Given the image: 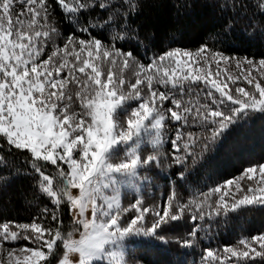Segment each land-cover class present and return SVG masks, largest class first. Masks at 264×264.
<instances>
[{
	"label": "snow or ice",
	"instance_id": "6c2138e0",
	"mask_svg": "<svg viewBox=\"0 0 264 264\" xmlns=\"http://www.w3.org/2000/svg\"><path fill=\"white\" fill-rule=\"evenodd\" d=\"M58 3L69 13L89 7L79 0L75 5L65 0ZM257 7L264 12V0ZM49 9L47 0H0V141L4 142L0 149L6 144L9 153L15 149L29 154L39 190L54 206L46 207L42 218L31 223H0V264H127L126 248L133 238H151L146 243L163 240L158 230L180 220L186 210L199 211V215L192 211L195 222L240 206L264 205V163L247 167L240 177L212 189L202 200L180 204L173 191L162 213L144 207L142 197L123 207L121 197L124 185L138 181L148 165L159 163L166 121L180 122L170 143L177 153L183 148V155L174 156L175 163L183 164L198 142L206 150L208 142L249 111L264 113V58L237 61V68L247 65L243 81L250 88L237 86L234 91L228 82L235 85L241 76H224L221 68V61L227 64L231 58L206 45L195 52L168 50L144 64L114 44L109 47L98 38L70 34L62 47L53 43L43 58L52 35H59L48 22ZM129 9L134 10L135 4ZM133 66L134 82L124 76ZM201 84L207 89L205 103L200 102L199 93L194 99L191 96L192 86ZM167 101L171 106L165 108ZM229 102L231 107L225 109ZM197 124L206 134L181 130ZM145 143L156 151L143 155ZM45 165L55 170L49 172ZM244 178L253 181L247 191L239 182ZM232 185L240 198L233 196L229 205L225 196ZM223 187L228 191L222 192ZM217 193L213 205L209 201ZM62 206L71 216V230L60 217ZM130 210L134 215L124 219ZM149 212L152 219L146 221ZM49 215L55 226H46ZM19 240L33 246L5 249V243ZM183 244L190 247L192 241ZM239 244L243 247L226 246L222 252L205 249L204 264L264 258V234Z\"/></svg>",
	"mask_w": 264,
	"mask_h": 264
},
{
	"label": "trees",
	"instance_id": "16d2710c",
	"mask_svg": "<svg viewBox=\"0 0 264 264\" xmlns=\"http://www.w3.org/2000/svg\"><path fill=\"white\" fill-rule=\"evenodd\" d=\"M79 2L89 7L69 13L61 7L58 0H47L51 13L48 22L58 29L57 39L60 44L70 34L86 40L95 37L109 47L114 44L124 52L131 51L136 61L144 64L168 50L180 48L195 52L205 45L230 58H248L254 61L264 58V12L257 7L259 0ZM65 3L75 5L76 0H65ZM100 4L105 7H100ZM130 4H135L134 10L129 9ZM83 27H87L88 31L82 32ZM114 37L120 38L113 39ZM132 73L124 74L126 80L134 82ZM192 87L195 90L191 94L192 98L199 93L200 102L205 103L207 89L202 84ZM188 98L189 94L186 92L184 99ZM135 103L132 102L133 106ZM169 106L170 101L165 102V108ZM227 107H231V104L225 106V109ZM166 125L167 141L158 151L166 158L167 163L159 161L158 164L153 163L141 170L143 178H154L155 188L150 189L146 182L140 196L125 192L123 207H128L136 198L142 197L144 207L160 211L158 207H166V198L173 191L176 194L175 202L180 204L191 199L202 200L212 189L241 176L247 167L264 163V113L249 111L246 116L230 125L219 138L208 142L206 150L198 142L193 155L188 156L183 164L174 162L175 155L184 154L183 148L177 153L170 143L176 129L181 127L180 122L166 121ZM181 130L198 136L206 134V130L198 124L182 127ZM7 148L4 144V148L0 149V156L4 158V162L0 163V223H31L33 218H42L46 207L51 209L54 206L51 205L50 198L39 190V177L30 167L29 154L15 149L9 153ZM142 148L143 155L156 151L150 144H144ZM45 166L49 172L55 170L54 166ZM218 198V193L213 194L209 202L215 205ZM225 200L227 201L226 197ZM193 210H186L180 220L169 223L162 231L158 230L164 237L163 240L146 243L144 241L151 238L134 239L135 247L129 260L139 264H204L205 249L222 252L226 246L240 248L243 247L239 244L242 239L250 240L253 236L264 234V205L240 206L227 213L221 211L219 215H206L204 220L195 222L191 219ZM194 211L199 215L198 210ZM59 214L64 226L71 230V216L66 208L62 206ZM133 215L134 210H130L124 219ZM145 218L149 219L148 216ZM37 222L40 220L37 219ZM45 224L55 226L50 215ZM192 232H195L194 236L190 235ZM77 233L79 232L75 234ZM185 240H191L192 245L184 246ZM24 246L33 245L26 240L5 243V249ZM253 247L260 250L255 243ZM231 259L235 261V258ZM241 264H264V258L242 260Z\"/></svg>",
	"mask_w": 264,
	"mask_h": 264
},
{
	"label": "rangeland",
	"instance_id": "374dc122",
	"mask_svg": "<svg viewBox=\"0 0 264 264\" xmlns=\"http://www.w3.org/2000/svg\"><path fill=\"white\" fill-rule=\"evenodd\" d=\"M56 36L57 35L53 34L52 35V38L48 41V47L45 48V56L43 58H46L47 54L51 51L52 46H53V43H55L56 45H59L61 47L63 46V43L64 42L62 44H60L59 41H58V39H57L59 36H57V37ZM237 61H241L242 62V61H244V59L231 58L228 61L227 64H224V62L221 61V68L225 70L224 76L229 75V74L232 75V76H237V75H240L241 76V79L238 80L235 85L231 84V82H228L229 83V87L232 88L233 91H234L235 87H237V86H239V87H245L246 89H249L250 86L247 85V83L245 81H243V74H244L245 69L247 68V65L244 64V63H241L240 68H237L236 67ZM130 63H131V61H130ZM193 67L195 68L196 66L194 65ZM130 68H132L133 71H134V66L133 67H130ZM130 68H128L127 70H125L124 74L125 73H129V72L132 73V70ZM213 68H215V64L214 63H213ZM253 74L255 75V72ZM132 75H133V77H135V74L134 73H132ZM224 76H222L221 78H224ZM160 90L164 91L163 88H161ZM167 136L168 135L164 132V144L167 141V139H166ZM145 144H150V143H145ZM143 145L144 144H142V147H143ZM160 162L162 164H166L167 163V160H166V158H163V155L160 156ZM159 166H160V164H159ZM146 182H148V185H149V188L150 189L151 188L152 189L155 188L156 185L154 183V178L153 179L152 178L150 179L149 177H144L143 178L142 176H141V178L138 181H136L134 183H131V184L124 185V187L121 189L122 204H123V199H124L125 192H132V193H135L138 196H140L141 193H142V191L144 190V187H145L144 185L146 184ZM239 182H240L241 186L245 189V191H247V186L249 184H252L253 183V181H248L247 178H244V179L240 180ZM230 187H231V191L229 192V195H226L225 196L226 199H227V202L229 203V205L234 202L233 196L235 197V199H239L240 198V194L235 191V185H232ZM222 191L223 192L224 191H228V188L227 187H224ZM73 194H77V192L74 190V193ZM158 208L160 209V211L162 213L163 210H164V208H165V206L158 207ZM89 216H90V213H89ZM147 216L149 217V219H146L145 218V220L146 221H150L152 219L151 212H149V214ZM74 238L78 239L79 238V233L75 234L74 235ZM138 238H140V237H135L133 239H138ZM134 247H135V243L134 242H130L127 245V248H126V261H127V264H138L137 262H134V260L133 261L129 260V256H130V254H132ZM240 248H242V247H240ZM17 254H19V253H17Z\"/></svg>",
	"mask_w": 264,
	"mask_h": 264
}]
</instances>
